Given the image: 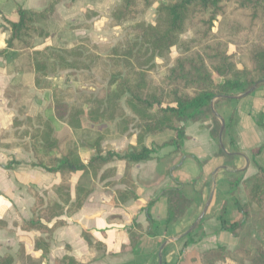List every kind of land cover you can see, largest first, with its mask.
I'll list each match as a JSON object with an SVG mask.
<instances>
[{
    "label": "trees",
    "instance_id": "trees-1",
    "mask_svg": "<svg viewBox=\"0 0 264 264\" xmlns=\"http://www.w3.org/2000/svg\"><path fill=\"white\" fill-rule=\"evenodd\" d=\"M67 0H49L39 12L16 9L15 22L3 19L8 32L6 48L0 57L10 52L14 61V73H34L35 87L51 91L48 110L53 111L61 128H55L51 120L37 114L15 119L13 128L18 143H2L0 148L22 147L31 155L29 166L50 174H58L60 182L53 187L56 201L48 205L34 194L32 217L22 221L24 232H37L44 237L35 239L33 248L41 260L49 251V243L55 229L63 226L56 221L61 216L77 212L83 205L88 191L80 185L75 188L71 201L69 179L72 173L89 169L103 170L111 161H125L127 166L149 160L156 150L172 147L178 151L182 138V123L204 118L212 102L225 97L243 94L253 85L264 80V0H121L112 12L110 26L128 22L124 36L114 44H92L81 39L71 48L47 46L43 53H36L30 60L28 49H33L34 39L43 37L49 41L40 24L53 16L55 7ZM73 2L74 0H70ZM155 7V25L138 21L140 15ZM190 33L189 37H186ZM22 52V54L20 53ZM20 53V54H19ZM165 74L158 80L154 72ZM62 74L76 75L81 85L98 88L97 92L80 89H59L52 86L51 77ZM99 79L106 84L100 86ZM68 82L67 78L65 80ZM213 137H218V121L214 118ZM114 126L120 134L134 132L136 143L120 154L100 149L98 128ZM88 129V130H87ZM229 125L224 136H228ZM94 130L91 139L84 131ZM166 132L173 137L161 144L147 148L144 141L149 136ZM88 146L94 155L85 164L79 156V148ZM231 142L229 152H236ZM261 148L255 151L260 152ZM10 161L7 169L19 165ZM113 169H105L101 177L112 176ZM123 182L134 191L126 177ZM240 178L230 182L234 191ZM247 203L237 205L240 220L226 227L221 218V228L231 233L240 223L251 220L257 234V245L250 256L251 264H264V169L244 183ZM167 195L166 229L183 215L187 201L181 187L170 189ZM255 206L253 213L250 207ZM147 235L152 221L148 217ZM52 224V225H51ZM198 224L197 228L201 226ZM51 225V226H49ZM134 228L142 232L139 225ZM188 235L187 237H189ZM89 241V234L83 232ZM186 237V238H187ZM140 236L130 232V242L136 245ZM164 254V253H163ZM229 253L218 247L200 255L202 264H215L229 258ZM42 264L20 247L14 258L0 257V264ZM54 264H78L72 257L64 256ZM162 264H167L162 257Z\"/></svg>",
    "mask_w": 264,
    "mask_h": 264
},
{
    "label": "crops",
    "instance_id": "crops-1",
    "mask_svg": "<svg viewBox=\"0 0 264 264\" xmlns=\"http://www.w3.org/2000/svg\"><path fill=\"white\" fill-rule=\"evenodd\" d=\"M48 3L49 0H0V51L6 48L8 38V32L2 28L3 19L15 22L16 9L39 12ZM120 3L121 0H67L57 5L53 16L40 24L49 41L36 37L33 49L26 51L30 60L36 53H43L47 46L71 48L82 38L103 44L110 35L120 39L128 23L110 26L111 14ZM10 58V52L0 57V141L18 143L13 121L25 116L42 114L55 128H61L53 111L48 110L51 91L37 89L32 72L14 73V61ZM56 81L57 77L50 78L53 87L63 89ZM27 97L32 102L29 110L25 107ZM214 118L219 123L217 138L212 135ZM221 120L230 127L228 136L225 137L223 131L221 137L224 151L219 143ZM182 128L183 138L177 152L172 147L162 148L149 160L130 166L125 161L113 160L103 169H113L112 176L106 178L101 177L103 170L92 168L84 173H72L69 179L71 201L75 199L78 185L87 190L88 195L77 212L56 220L63 226L54 230L49 251L42 260L33 244L35 239L44 236L34 231L24 232L20 224L32 217L33 193L42 197L45 205L57 200L53 187L59 184L60 177L31 168L28 164L31 155L20 146L0 148V257L15 258L23 246L28 255L41 260L42 264H54L64 256L72 257L78 264H158V252L164 245L162 255L167 264H202L200 255L218 247H223L230 256L215 264H250L258 241L252 222H241L235 233H231L221 228L220 220H225L227 228L240 220L237 205L247 203L244 183L258 167L264 169V85L245 97L215 100L204 118L182 123ZM97 131L103 153L120 154L136 143L132 131L130 136L118 133L114 126ZM82 134L89 139L96 137L94 130ZM165 134L168 135L164 137ZM172 137L171 132L149 136L144 145L151 148ZM231 142L236 152H229ZM259 148L260 152L255 154ZM93 155L90 147L79 148L83 163ZM11 157L20 164L7 169ZM126 177L129 185L135 187L134 191L123 182ZM236 178H240L241 183L232 191L230 182ZM177 185L187 203L181 218L165 232L163 225L168 206L165 192ZM207 204L201 226L197 228V225L188 233ZM148 217L156 236L146 234ZM135 225H139L142 232H138ZM131 231L140 236L135 246L130 242ZM83 232L89 234V241L84 239ZM242 252L250 256H243ZM14 264L20 263L15 260Z\"/></svg>",
    "mask_w": 264,
    "mask_h": 264
},
{
    "label": "rangeland",
    "instance_id": "rangeland-1",
    "mask_svg": "<svg viewBox=\"0 0 264 264\" xmlns=\"http://www.w3.org/2000/svg\"><path fill=\"white\" fill-rule=\"evenodd\" d=\"M138 21H143L145 22L146 24L148 25H155L156 24V19H155V7L149 9V10H146L145 12H143L140 17L138 18ZM132 22H128L127 26L131 25ZM126 28V27H125ZM125 28L123 29V33H122V36L121 38L124 36L125 34ZM44 31V30H43ZM190 36V33L186 35V37H189ZM108 38L105 40V42L103 44H114L116 43L118 40V38H116V35H110V36H107ZM116 38V39H115ZM82 39H86V38H82ZM88 39V38H87ZM81 40V39H80ZM79 41V40H78ZM78 41L74 44L77 45L78 44ZM113 42V43H112ZM91 43V42H90ZM94 44V43H92ZM163 74H165V71H160V70H157L154 72V78L155 79H159L161 76H163ZM68 80V82H66L65 80ZM65 82L67 84H65ZM57 83V86L58 85H61L63 87V89H66L68 87H71L72 89H80V90H83V91H91V92H97L98 88L95 87V86H90V85H81L77 78H76V75H71V74H62L60 76H57V81L55 82ZM99 84L100 86H104L106 83L101 81L99 79ZM32 105V102L30 101L29 97L26 98V101H25V107L27 110H29V107ZM169 134V133H168ZM168 134H165L164 137H166ZM13 158L11 157L10 160H12ZM255 209V206H251L250 207V213H253ZM250 220V219H249ZM251 221V220H250ZM257 245V243H256ZM242 255H246L245 253L242 252ZM251 264V262H250Z\"/></svg>",
    "mask_w": 264,
    "mask_h": 264
},
{
    "label": "water",
    "instance_id": "water-1",
    "mask_svg": "<svg viewBox=\"0 0 264 264\" xmlns=\"http://www.w3.org/2000/svg\"><path fill=\"white\" fill-rule=\"evenodd\" d=\"M264 85V80L258 82L257 84L253 85L251 88H249L247 91H245L243 94L239 95V96H233V97H225V98H228V99H237L239 97H245V96H248L250 95L251 93H253L256 89H258L260 86ZM224 122L221 120V127H220V131H219V143H220V146H221V149L224 151V148H223V145H222V142H221V137H222V134H223V131H224ZM209 204V203H208ZM208 204L205 206L204 210L202 211L200 217L197 219V221L192 225V227L189 229L188 233L191 232L201 221V219L203 218L205 212H206V209L208 207ZM163 247L164 245L160 248L159 252H158V264H162V250H163Z\"/></svg>",
    "mask_w": 264,
    "mask_h": 264
}]
</instances>
